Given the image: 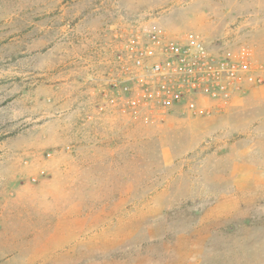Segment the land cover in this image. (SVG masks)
<instances>
[{"label":"rangeland","instance_id":"obj_1","mask_svg":"<svg viewBox=\"0 0 264 264\" xmlns=\"http://www.w3.org/2000/svg\"><path fill=\"white\" fill-rule=\"evenodd\" d=\"M144 21L264 64V0H0V264H264V86L219 118H87Z\"/></svg>","mask_w":264,"mask_h":264},{"label":"built area","instance_id":"obj_2","mask_svg":"<svg viewBox=\"0 0 264 264\" xmlns=\"http://www.w3.org/2000/svg\"><path fill=\"white\" fill-rule=\"evenodd\" d=\"M113 43L107 67L91 77L97 99L89 120L209 118L264 86V64L246 47L235 55L219 53L203 39L172 37L149 21L116 30Z\"/></svg>","mask_w":264,"mask_h":264},{"label":"crops","instance_id":"obj_3","mask_svg":"<svg viewBox=\"0 0 264 264\" xmlns=\"http://www.w3.org/2000/svg\"><path fill=\"white\" fill-rule=\"evenodd\" d=\"M245 96H243V97H238V98H236L235 100H234V102L226 109V110H224V111H221V112H219L218 114H216L214 117H221V116H223V115H225V113H227V112H230L231 111V109H233V108H235V107H238L239 105H241V103H243V101H244V98ZM106 119V117H104L102 120L104 121ZM77 137V136H76ZM77 139V138H76Z\"/></svg>","mask_w":264,"mask_h":264}]
</instances>
